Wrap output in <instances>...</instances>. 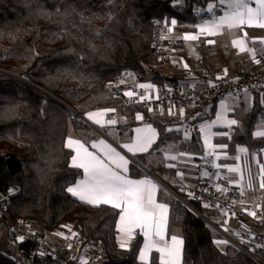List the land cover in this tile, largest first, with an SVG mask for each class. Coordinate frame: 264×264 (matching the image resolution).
I'll return each instance as SVG.
<instances>
[{
    "label": "trees",
    "instance_id": "1",
    "mask_svg": "<svg viewBox=\"0 0 264 264\" xmlns=\"http://www.w3.org/2000/svg\"><path fill=\"white\" fill-rule=\"evenodd\" d=\"M206 2L0 0V206L4 212L0 214V264H58L35 253V240H15L9 223L18 217L36 221L44 231L79 225L87 243L100 240L104 245L105 253L96 264H139V233L131 250L117 245L118 210L92 207L67 193L79 175L69 166L71 150L64 146L65 138L70 129L80 134L89 130L81 114L95 107L125 109L126 125L136 123L135 107L125 104L122 87L115 84L125 75L151 82L159 90L170 83L193 81L195 75L185 77L156 62L152 26L155 18H173L184 29H194L204 19L199 10ZM201 53L204 60L203 48ZM199 69L195 74H200ZM255 94L252 108L222 139L230 153L239 144L248 149L262 145L263 139L255 138L252 130L264 110L260 102L264 91ZM210 110L201 120L210 117ZM150 120L157 126L158 139L148 153L134 158L151 171L171 176L173 169L164 166L161 157L167 141L202 154L198 131L185 139L169 118ZM130 167L133 175L143 173L137 162ZM177 183L173 179L170 186L175 188ZM181 195L188 204L172 193L159 194L169 206L168 225L179 226L184 239L183 264H264L229 243L217 246L219 235L192 207L210 218H216V213L200 207L186 193ZM152 264H158L154 254Z\"/></svg>",
    "mask_w": 264,
    "mask_h": 264
},
{
    "label": "snow or ice",
    "instance_id": "2",
    "mask_svg": "<svg viewBox=\"0 0 264 264\" xmlns=\"http://www.w3.org/2000/svg\"><path fill=\"white\" fill-rule=\"evenodd\" d=\"M254 5V6H253ZM217 7L223 11L222 15L216 14ZM210 14V19L203 20L202 23L196 25L201 35L215 36L222 34L225 30L243 31L247 28L264 29V0H219V4L208 3L204 10ZM200 13L198 12V15ZM177 21L171 20V25L175 26ZM169 33L173 31V27L167 29ZM248 34L243 31L242 38L232 40L233 47L239 49L241 53L250 52L256 63H260L256 59V50L246 46V38ZM166 38V37H162ZM200 38L199 35L186 34L183 36L185 41H194ZM255 43L256 41L253 40ZM264 45V39L259 41ZM209 44L214 43L213 40H208ZM184 68L188 65L185 63ZM226 73V70H225ZM131 75V74H129ZM221 79V77H217ZM121 80L120 83H124ZM216 87L215 84L211 85ZM139 88L145 90V94L139 99H150L149 90L154 89L151 83L139 84ZM247 93V90H245ZM125 96L131 98L136 96L135 91H126ZM158 98V97H157ZM264 104V98L260 101ZM148 111H152L151 108ZM229 111L227 104L221 105V111L216 113V119L211 122H206L200 125L199 130L203 134L204 146L208 150L206 156H215L218 160L220 157L216 155V145L212 143V138L216 135L227 136V132H214L216 126L227 127L231 129L237 126L239 122L236 119H228L227 112ZM115 108H105L98 111H90L86 113L87 120L99 126L106 135L113 136L118 140V146L126 150V153H131L133 157L140 153H148L158 137L156 128L152 125L137 127L134 129V137L128 142L119 143L118 134L114 132L115 126L118 124L116 118H107L109 113H115ZM169 114H173L171 109ZM180 115H184V109H180ZM195 118V117H194ZM193 118V119H194ZM137 120H142L143 116L137 114ZM258 129H264V120L258 125ZM172 131L173 129H167ZM178 131V129H177ZM185 139H188L190 134L185 130ZM257 138H264V130H257L254 133ZM71 150L70 167L78 170L79 179L66 188L67 193L92 207L110 206L114 210H118V222L116 229L119 232V246L121 249L131 250V243L136 238L137 231L143 236V245L139 248L138 261L139 264H152V254H158V264H183L184 239L182 237L168 234L169 224V206L167 203L160 202L157 198L160 191H165L161 186L149 178L133 179L130 177V165L134 163L127 158L126 154H122L111 143L105 139H94L90 145L81 139L69 136L64 145ZM221 149H226L227 144L219 145ZM92 149V150H90ZM264 151V150H262ZM239 153H247L248 149L240 147ZM181 152L179 156H185ZM177 155H165V159L176 161ZM236 160H241V156H236ZM258 166V174L254 176L248 160L245 159L243 166L235 164V166H227L229 173L236 174L238 179H230V182L241 187V195H243V183L245 180L244 173L247 172V187L252 189L254 181L258 177L259 188L264 190V163L256 161ZM212 166L219 169L221 165L212 163ZM169 168H175L174 163L167 164ZM177 176L183 179L184 173L177 171ZM208 176V172L203 173ZM218 192H225L227 189L216 186ZM192 198H196L192 193H188ZM244 202L241 201V204ZM211 205L205 204L204 207ZM219 207V205H217ZM257 207H260L257 205ZM247 211V209H246ZM227 214V213H225ZM249 216L257 217L256 211H247ZM227 223V221H225ZM227 231V229H225ZM63 236V233H56ZM76 234L73 233V236ZM67 239V237H65ZM18 240L23 242L24 237H18ZM244 242L243 240L241 241ZM217 246L227 245V240H216ZM71 247V245H69ZM258 248L264 245H257ZM44 253H41L43 255ZM80 264H88L87 259H81Z\"/></svg>",
    "mask_w": 264,
    "mask_h": 264
},
{
    "label": "built area",
    "instance_id": "3",
    "mask_svg": "<svg viewBox=\"0 0 264 264\" xmlns=\"http://www.w3.org/2000/svg\"><path fill=\"white\" fill-rule=\"evenodd\" d=\"M168 28L169 23L166 18L153 20L151 46L158 64L169 66L173 70H180L184 68L183 64L171 62L174 41L168 37ZM256 59H259L260 63L255 62L254 67L239 64L237 69L226 71V73L225 71L213 73L198 64L200 74L197 75L188 65L186 70L196 76L193 81L188 84L170 83L163 90L152 93L150 99L142 101L139 97L145 94V90L138 87L142 83L137 81L134 87L137 95L126 98L125 104L134 106L135 110L141 112L146 120L169 118L176 123L178 131L182 135L186 129L189 134L194 133L197 131L201 118L209 112L217 99L226 95L241 98L245 90L251 94L264 91V53L258 54ZM193 67H197V64H194ZM217 77H221V79H217ZM212 84H215L216 87H212ZM149 108L152 111H148ZM170 109L173 113L171 115L169 114ZM180 109H184L183 116L180 115ZM260 116L264 118V110L261 111ZM203 156L206 163L204 171L209 175L197 176L195 183L191 186L178 182L173 189V194L188 204L181 194L192 193L196 198L188 195L190 199L200 207L216 213V218H210L189 204L199 216L207 221L221 240H227L229 244L250 255L256 261L264 263V247H257L258 244L264 245V234H260L254 229V227H258L264 232V199L250 203L245 198L244 192L241 195V188L234 186L229 177L225 175L219 177V185L227 191L218 192L211 176L214 156ZM148 174L151 175L152 172L149 171ZM241 201L244 203L241 204ZM205 204L211 206L206 208ZM246 209L247 211H256L257 217L249 216ZM3 213V208L0 206V214ZM9 225L17 242H21L18 240L20 236L24 237L23 241L35 240V253L39 257H48L58 261V264H80L81 259H87L88 264H96L105 253L102 241L98 240L95 243L85 241L79 225L74 227L59 226L54 230L44 231L36 221L24 217L16 218ZM56 233H63V236L56 235ZM73 233L76 235L73 236ZM41 253L44 254L41 255Z\"/></svg>",
    "mask_w": 264,
    "mask_h": 264
},
{
    "label": "crops",
    "instance_id": "4",
    "mask_svg": "<svg viewBox=\"0 0 264 264\" xmlns=\"http://www.w3.org/2000/svg\"><path fill=\"white\" fill-rule=\"evenodd\" d=\"M208 3H215L219 4V0H207L206 5ZM206 5L201 8L199 11L201 13H204V19L207 20L210 19V14L204 11L206 9ZM254 6V5H253ZM216 14L217 15H222L223 11L220 7H217L216 9ZM173 18L167 20L169 23V27H173V31L169 33L168 37L174 41V52L172 54L171 62L176 63L179 62L181 64H187L191 66L192 72H194L195 69H199L198 64H201L202 66L208 68L211 70L213 73H218L221 71H233L238 68L239 64H243L247 67H254L255 66V60L253 59L252 55L250 52H243L241 53L238 48L233 47L232 45V40L236 38H242L243 37V31H246L248 36L246 38V46L250 49H255L256 50V57L260 53H264V45H262L259 41L260 39H264V29H259V28H247L245 27L243 31L237 29L234 31H228L225 30L222 34H218L215 36H208V35H201L199 33V30L196 28V25L200 24L203 22V20L195 25L194 29L187 30L184 29L181 24H176L175 26L171 25V20ZM186 34H192V35H199L200 38L198 40L194 41H185L183 39V36ZM208 40H213L214 43L209 44ZM253 40L256 42L254 43ZM201 48L204 49V60L202 59V53H201ZM194 64H197V67H193ZM161 66V65H160ZM165 66V65H164ZM167 67V66H165ZM184 67V66H183ZM180 73H182L185 77H190L192 76V73L188 72L186 69H180L178 70ZM195 74V72H194ZM121 80H124L125 82L122 84L120 83ZM190 80H193L190 78ZM137 80L132 75H125L121 77L118 81H116V85H119L122 87V93L126 91H134L135 83ZM142 84H147L151 82H141ZM153 84V83H151ZM154 85V89L149 90L148 94L151 95L152 93L159 91V88ZM125 98H129L124 95ZM256 94H251V93H243L241 98H236L230 95L223 96L219 99H217L213 105L211 106L210 110V117L205 118L200 120L197 131L198 135L200 137L202 147H203V152L201 155L198 154H193L184 150H181L178 147V144L174 140L167 141L162 147H161V157L163 160L164 166L167 167V164L169 163H174L176 165L175 168L173 169V172L171 176L168 175H159L150 169H148L146 166L142 165L136 159L132 156L131 153H126V150L121 149L118 146V140L114 138L113 136L106 135L103 130L99 128V126L93 124L91 121L87 120L86 113L90 111H98L102 110L105 108H115V107H95L91 108L89 110H86L81 114V119L83 122L88 126L89 130L85 132L84 134H80L74 129H70L66 138H65V143L66 140L69 136H72L74 138L81 139L82 141L86 142V144L90 145L92 140L94 139H105L108 143H111L113 147H116L118 151H121L122 154H126L127 158L131 159L134 162H137L140 168L142 169L143 173L140 175H133L131 173V167H130V172L129 175L133 179H144V178H149L152 179L153 181L157 182L162 189L166 190V192L172 193V190L174 189L173 187L170 186V182L174 179L177 180L178 182H181L184 185H193L195 183V180L197 176H202L205 170V158L203 155H206L207 149L204 146V138L203 134L200 132L199 127L201 124L206 123V122H211L216 119V113L221 111V105L222 104H227L229 111L227 112V118L228 119H236L238 122H240L241 116L250 110L254 104ZM116 109V108H115ZM137 114H140L142 116V113L139 112L138 110H134L133 116L134 120L136 123L127 126L126 124L129 121V114L125 109H116L115 113H109L107 118H116L118 120V124L114 128V132L118 134L119 138V143L123 142H128V140L132 137H134V129L137 127H144L145 125H152L154 128H156L157 132V126L151 122V120H137L136 116ZM264 120L260 115L257 118V121L255 122V125L252 130V135L255 137L254 133L257 130H264V129H258V125L260 122ZM236 127L233 126L231 129L227 127H222V126H216L213 128L214 132L220 133V132H227V136H221V135H216L212 138V143L216 145V155L220 157V159H216L214 156V163L221 165L219 169L213 167L212 171V179L215 183V185H219V177L222 175H225L231 179H238L236 174L229 173L227 171V166H235V164H241L243 166L245 159L248 160L249 167L253 173L254 176H257L258 174V166L256 161L259 160L261 163H264V138L262 141V145L257 149H248L246 146L239 144L236 146L234 153H230L228 151V147L226 149H221L219 145L221 144H227L225 141L222 139L228 138L231 134L232 129ZM159 136V132H158ZM257 138V137H255ZM158 139V137H157ZM157 141V140H156ZM228 145V144H227ZM240 147H245L248 149L247 153H239L238 149ZM92 150V149H90ZM185 153V156H179V153ZM170 154V155H177V160L176 161H170L165 159V155ZM72 154V153H71ZM241 156V160H236V156ZM71 159V157H70ZM70 162V161H69ZM131 166V165H130ZM169 168V167H167ZM151 171L152 174L149 175L148 172ZM177 171L183 172L184 177L181 179V177L177 176L176 173ZM245 175V180L243 183V189H244V194L245 198L250 202V203H256L259 200L264 199V190L259 188V181L258 177L254 181V187L252 189H249L247 187V172L244 173ZM80 176L77 178L79 179ZM76 179V180H77ZM74 183V182H73ZM72 183V184H73ZM70 184L69 186H71ZM233 184V183H232ZM236 186L235 184H233ZM220 186V185H219ZM239 187V186H237ZM241 188V187H240ZM165 192V193H166ZM160 192L158 193V200L160 202L166 203L163 199L159 196ZM175 195V194H174ZM119 216H117L116 223L118 222ZM139 233V231H137ZM140 234V233H139ZM168 234L169 236L171 235H176L179 237L181 236L180 228L177 225H168ZM119 232L117 231L116 234V240H117V245L119 246ZM141 235V234H140ZM141 245H143V236L141 235ZM139 253V251H138ZM156 255L157 260H158V254L153 253ZM138 257V255H137Z\"/></svg>",
    "mask_w": 264,
    "mask_h": 264
},
{
    "label": "rangeland",
    "instance_id": "5",
    "mask_svg": "<svg viewBox=\"0 0 264 264\" xmlns=\"http://www.w3.org/2000/svg\"><path fill=\"white\" fill-rule=\"evenodd\" d=\"M172 192H173V190H172ZM220 247L223 248L224 246L223 245H220ZM53 264H55V263H53Z\"/></svg>",
    "mask_w": 264,
    "mask_h": 264
}]
</instances>
